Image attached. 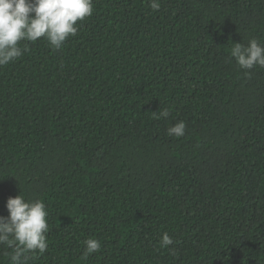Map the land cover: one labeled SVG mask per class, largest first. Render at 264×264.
I'll list each match as a JSON object with an SVG mask.
<instances>
[{
	"label": "trees",
	"instance_id": "16d2710c",
	"mask_svg": "<svg viewBox=\"0 0 264 264\" xmlns=\"http://www.w3.org/2000/svg\"><path fill=\"white\" fill-rule=\"evenodd\" d=\"M159 2L93 0L61 49L0 67V216L48 212L27 264H264V68L229 55L264 44V0Z\"/></svg>",
	"mask_w": 264,
	"mask_h": 264
},
{
	"label": "clouds",
	"instance_id": "9594fccd",
	"mask_svg": "<svg viewBox=\"0 0 264 264\" xmlns=\"http://www.w3.org/2000/svg\"><path fill=\"white\" fill-rule=\"evenodd\" d=\"M153 11L161 7L159 0H149ZM93 0H0V67L19 59L27 46L21 41L36 42L43 38L54 49H61L64 42L78 32L77 22L93 14ZM229 55L245 75L250 70L264 68V44L256 38L247 43H233ZM169 111L159 112L167 118ZM184 121H178L167 129L170 137H183ZM7 216H0V245L15 249L10 264H27L30 253L44 254L48 249L46 233L49 231L48 212L45 204L37 199L26 200L21 194L6 201ZM173 240L167 233L160 239L161 247H168ZM85 256L98 252V239L84 241Z\"/></svg>",
	"mask_w": 264,
	"mask_h": 264
}]
</instances>
